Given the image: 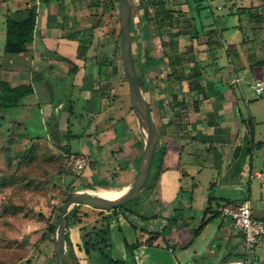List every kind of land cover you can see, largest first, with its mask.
Instances as JSON below:
<instances>
[{
    "label": "crops",
    "instance_id": "0c3cea01",
    "mask_svg": "<svg viewBox=\"0 0 264 264\" xmlns=\"http://www.w3.org/2000/svg\"><path fill=\"white\" fill-rule=\"evenodd\" d=\"M4 1L12 9H6L3 25L7 15L21 18L26 8L36 7L25 49L10 53L2 45L0 50V89L20 83L32 87L16 106L0 109V118L2 111L15 110L7 132L19 130L36 140L57 141V149L65 155L84 154L87 164L78 180L85 188L114 182H121L116 187L128 186L139 168L143 137L125 92L116 38L105 30L106 16L100 21L92 18L87 7L92 0H30L22 8L16 7L21 0ZM158 1L174 16L150 19L158 8H149L146 17L141 9L134 34L130 28V40L159 138L139 192L144 201L152 196L156 203L163 199L169 213L145 214L129 207L115 215L104 212L107 246L103 253L91 249L86 255L85 234L90 231L95 238L93 231L102 224L100 215L92 213L69 227L65 264H105L103 254L129 264H221L230 260L228 254L241 256L243 245L241 234L221 208L248 200L253 214L264 218V210H256L250 200L251 178L259 179L254 152L263 142L256 139L253 114L241 111V103L248 101V86L252 89L255 81H264V63H257L264 61L259 45L264 41L260 2ZM132 15L133 11L131 19ZM32 118L39 120L43 133L29 135ZM248 123L253 126V142L261 141V146L252 144L249 149ZM73 141L78 143L76 148ZM223 163L231 167L226 174L230 185L236 186L239 175L247 176L246 193L235 196L227 190L212 195ZM208 196L226 201L221 202L220 214L192 238ZM165 225L167 247L160 237L158 246L142 244L132 257L128 254L124 238L128 243L145 240V231L160 232ZM17 264L55 262L42 254Z\"/></svg>",
    "mask_w": 264,
    "mask_h": 264
},
{
    "label": "rangeland",
    "instance_id": "374dc122",
    "mask_svg": "<svg viewBox=\"0 0 264 264\" xmlns=\"http://www.w3.org/2000/svg\"><path fill=\"white\" fill-rule=\"evenodd\" d=\"M147 1L150 0H133L132 2L133 15L130 25L133 34L135 33L137 18H140L141 15L142 5L146 4ZM219 1L226 2V0ZM29 2L30 0L16 1V7L22 8L24 4ZM259 2V10L264 13V0H259ZM112 6L107 7L103 14H101L100 7L92 8L90 15L96 21H100L103 16H106L108 20L106 30H119L120 32L118 0H113ZM7 8L12 9L11 4L0 0V50L4 41V25L1 21L4 19L3 15ZM245 16L241 15V18L244 19ZM115 38L118 56L121 59L120 33ZM259 45L262 46L264 52V41L259 42ZM261 55L264 57V53ZM122 72L126 86L125 92L129 96L123 67ZM246 97L248 98L247 104L241 103V111L244 115L248 112L253 114L256 139L263 142L259 151L254 152V155L257 154L255 156L259 179L251 178L250 193V200L256 207L255 209L259 211L264 210V90L261 95L256 97L254 90L248 86ZM14 112V109L2 111L1 114L4 117L0 118V264L28 262L35 255L42 254H49L52 262H55L53 232L47 228L50 224L55 225L67 192L73 190L90 191V188H85L79 183V175L70 170L66 155L60 153L56 147L57 141L36 140L19 130H12L11 133H8L6 128ZM29 123L31 124L29 135H34L33 133L38 131V133H43L40 132L42 130L37 118H32ZM77 144V141L71 142L73 148H76ZM86 150L85 148L84 151ZM230 169L231 167L226 166V163L222 164L219 182L213 188L212 195L225 194L227 190L232 191L235 196L246 193L247 176L239 175L235 182L237 183L236 186L230 185L231 183H227L226 175ZM120 184L121 182H114L106 185L119 186ZM142 194L140 191L138 198L127 202L126 207L145 214L157 212L167 215L169 213L163 199L156 203L152 196L144 201L141 199ZM75 207L93 208L76 204L70 210ZM98 210H102L103 213L109 211L108 209L94 208L95 212ZM67 252L68 246L64 248V257L67 256ZM253 252L257 254L256 258H254ZM253 252L247 256L248 264H264V237ZM232 257L234 258L230 254L227 256L228 259Z\"/></svg>",
    "mask_w": 264,
    "mask_h": 264
},
{
    "label": "trees",
    "instance_id": "16d2710c",
    "mask_svg": "<svg viewBox=\"0 0 264 264\" xmlns=\"http://www.w3.org/2000/svg\"><path fill=\"white\" fill-rule=\"evenodd\" d=\"M112 5H113V0H92L87 7L90 11L92 8L100 7L101 14H103L104 11H106L107 7H113ZM152 7H154L155 9L158 8L159 12L157 11L151 12L152 14L150 15L151 16L150 19L152 18L156 19L160 14H161L160 16L161 19L164 18L171 19L174 16V13L170 9L164 6V2L158 0H150L147 1L146 4H143L141 8L142 15L144 17H146V15H149L148 9ZM35 17H36V7L34 5H31L28 8H26V15L24 17L19 18L18 16L15 15L14 16L7 15L5 17L3 51L14 53V52H21L25 49L26 42L30 39L31 28L35 24ZM106 33L113 37H117L120 32L119 30L117 31L106 30ZM257 63L263 64L264 61H259ZM31 92H32L31 85L26 83H20L14 86H8L7 89H0V109L16 106L24 95L29 94ZM248 127H249V143L251 144L249 146V149H251L252 144L257 145L258 147L261 146L262 144L261 141H257L255 143L253 142V128H252L253 126L250 123H248ZM222 201L224 202L226 201V199L208 196L207 204L204 209L203 216L200 219L198 226L194 229L192 238L198 235L201 229L209 221H211L214 217L220 214V206ZM125 208H126V204L118 208L111 209L110 212L111 214L115 215L117 214L118 211L123 210ZM101 211L102 210H98V212H95L94 208L75 207L68 212L67 226H66V236H67L68 245L70 243L68 238L69 227L81 223L83 221V218H87L90 216V214L94 213L100 215L102 224L100 227L97 228V230L93 231V233L96 235L95 238H92L91 236L92 232L90 231L85 234L87 239L83 241L82 247L86 255H89L91 249L93 250L97 249L103 253L102 251L103 247L107 246L106 243L107 229L105 225L107 224L108 216L103 215V212ZM54 226H55L54 224H50L47 229L50 232H53ZM93 229H96V227L93 226ZM145 232L148 235L145 240H140L137 238L135 242L128 243L125 238L123 239L124 246L131 257L133 255V250L139 245L147 244V245L158 246V243H156V241L160 237L163 240V246L165 247L168 246L167 241L163 238L166 232V225L162 228L160 232H150V231H145ZM103 255L105 257V264H129L126 260L116 259L107 254H103ZM239 256L240 255L237 254L236 257Z\"/></svg>",
    "mask_w": 264,
    "mask_h": 264
},
{
    "label": "water",
    "instance_id": "95a60500",
    "mask_svg": "<svg viewBox=\"0 0 264 264\" xmlns=\"http://www.w3.org/2000/svg\"><path fill=\"white\" fill-rule=\"evenodd\" d=\"M133 0H118V17L121 39V60L127 84L131 107L143 137V150L135 178L120 196L109 199L96 196L89 191L73 190L65 195V199L53 230V254L55 264L64 263V248L67 246L66 226L69 210L76 204H83L98 209H115L133 200L149 174L158 132L150 116L149 106L141 83L134 67L131 50L130 28Z\"/></svg>",
    "mask_w": 264,
    "mask_h": 264
},
{
    "label": "built area",
    "instance_id": "2783aa9c",
    "mask_svg": "<svg viewBox=\"0 0 264 264\" xmlns=\"http://www.w3.org/2000/svg\"><path fill=\"white\" fill-rule=\"evenodd\" d=\"M239 84L245 81L237 79ZM255 96L262 94L264 81L257 80L252 84ZM70 170L79 175L87 164L84 154L70 153L66 155ZM222 215L228 220L232 228L241 234L243 245L241 256L224 261L221 264H248L247 256L252 253L264 237V218L255 216L248 200H243L221 208Z\"/></svg>",
    "mask_w": 264,
    "mask_h": 264
},
{
    "label": "bare ground",
    "instance_id": "6f19581e",
    "mask_svg": "<svg viewBox=\"0 0 264 264\" xmlns=\"http://www.w3.org/2000/svg\"><path fill=\"white\" fill-rule=\"evenodd\" d=\"M127 187L128 186H125L123 188L116 187V186L96 187V188L90 189L89 192H91L92 194L96 196L113 199L123 194L126 191Z\"/></svg>",
    "mask_w": 264,
    "mask_h": 264
}]
</instances>
